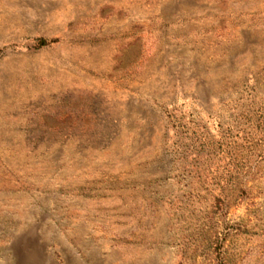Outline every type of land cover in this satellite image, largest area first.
Listing matches in <instances>:
<instances>
[{
    "label": "rangeland",
    "instance_id": "1",
    "mask_svg": "<svg viewBox=\"0 0 264 264\" xmlns=\"http://www.w3.org/2000/svg\"><path fill=\"white\" fill-rule=\"evenodd\" d=\"M0 264H264V0H0Z\"/></svg>",
    "mask_w": 264,
    "mask_h": 264
},
{
    "label": "trees",
    "instance_id": "2",
    "mask_svg": "<svg viewBox=\"0 0 264 264\" xmlns=\"http://www.w3.org/2000/svg\"><path fill=\"white\" fill-rule=\"evenodd\" d=\"M38 42H39V45L41 46L46 44V40L43 38H40Z\"/></svg>",
    "mask_w": 264,
    "mask_h": 264
}]
</instances>
